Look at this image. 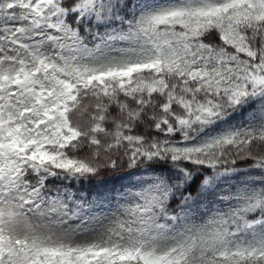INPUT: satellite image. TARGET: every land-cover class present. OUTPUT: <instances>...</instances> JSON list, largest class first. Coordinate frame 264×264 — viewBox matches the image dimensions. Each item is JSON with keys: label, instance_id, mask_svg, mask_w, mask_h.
<instances>
[{"label": "snow or ice", "instance_id": "6c2138e0", "mask_svg": "<svg viewBox=\"0 0 264 264\" xmlns=\"http://www.w3.org/2000/svg\"><path fill=\"white\" fill-rule=\"evenodd\" d=\"M0 264H264V0H0Z\"/></svg>", "mask_w": 264, "mask_h": 264}]
</instances>
